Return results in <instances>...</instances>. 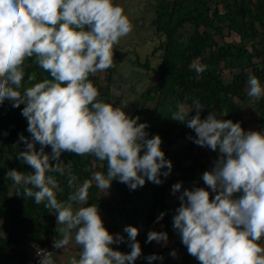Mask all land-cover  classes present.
<instances>
[{
	"label": "trees",
	"instance_id": "trees-1",
	"mask_svg": "<svg viewBox=\"0 0 264 264\" xmlns=\"http://www.w3.org/2000/svg\"><path fill=\"white\" fill-rule=\"evenodd\" d=\"M7 1L6 11H0V220L8 225L0 227V264H11V245L18 258L14 264L24 263L25 247L45 239V229L35 230L40 218L78 197L88 207L81 216L91 218L93 208L100 213L97 237L86 239L101 250L99 264H210L206 232L220 228L231 248L246 254L233 234L252 242L264 235V213L260 218L257 206L247 204V195L264 204V149L254 148L252 129L234 99L249 102L250 90L264 88V61L261 67L254 62L264 52V31L258 28L264 0H228L222 9L213 0H153L151 55L161 53L155 67H145L155 76L136 100L139 108L127 111V125L146 131L134 144L124 132L111 131L116 106L107 90L108 65L115 49L103 62L109 0ZM187 23L191 33L178 39ZM224 28L241 42L259 37L261 49L217 42L214 36ZM8 30L15 37L5 44L1 37ZM222 63L237 70L229 83L222 79ZM99 68L108 70L104 94ZM152 102L153 109L145 108ZM254 103L257 131L264 132V94ZM64 104L79 109L77 126L65 119ZM201 104L205 108H198ZM206 125L211 133L203 131ZM177 140L184 142L172 157L181 200L169 203L159 195L171 184L168 151ZM146 142L153 147L146 148ZM142 152L144 173L135 176ZM230 172L249 186L235 191ZM104 186L115 191L110 199L103 196ZM192 210L199 215L194 221ZM214 219L220 222L212 224ZM115 234L116 242L108 239ZM171 239V248L163 245ZM198 240L199 252L185 243ZM259 259L264 262V251ZM253 262L248 257L246 264Z\"/></svg>",
	"mask_w": 264,
	"mask_h": 264
},
{
	"label": "crops",
	"instance_id": "crops-1",
	"mask_svg": "<svg viewBox=\"0 0 264 264\" xmlns=\"http://www.w3.org/2000/svg\"><path fill=\"white\" fill-rule=\"evenodd\" d=\"M152 2L153 0H151V3ZM139 11H143V10L141 9ZM146 12L148 11L146 10ZM153 16H154V9L150 13L149 25H147L148 28H145L144 24L143 25L139 24V27L142 26L141 29L138 26L135 28V31H138L139 34L142 32V35H145V38L142 40V44L137 43L138 45H136L135 43L134 45L127 46L122 51L117 50V45H114L111 48V49H115L112 62L114 63L115 59L117 61L114 67L115 69L114 75L111 76L109 95L111 99L117 100V103L120 105L121 110H123L124 108L126 109L130 106L128 99L131 100L133 99V101L138 100V97H140V95L148 88L151 79H153L155 76L154 74H152V71H150L151 69L148 70L147 68H145L147 66H149L148 68L155 67L159 62L158 57L161 53V51H158L157 53L151 55L152 48L153 46H155L154 41H155V32H156L155 26L151 24L153 20ZM263 25L264 23L260 26V28L261 27L264 28ZM151 26L153 27L152 33L151 31H149ZM260 28L259 30L261 31ZM126 35H128V33ZM145 46H147L148 48H145ZM145 50L146 53L142 58H140L139 55L136 56V53L139 54ZM133 54L134 56H136L135 59L138 58V60H140L139 63H141L143 66L138 65L137 60L132 59ZM103 62L106 63L107 61H103ZM108 67L110 69L109 65ZM105 82L106 81L104 80L100 81V90L104 87L103 83ZM113 83L116 85H113ZM181 107L183 106L181 105L179 106L180 110ZM104 110L106 111V113L109 114L112 112V109L110 111L107 110L106 107H104ZM117 113L118 111L116 108V110H114V116H115L114 123H116L117 119L119 118V116H117ZM111 131L114 132L112 128ZM120 131L121 129L119 130L116 129L114 133L119 134ZM18 178H20L19 180L21 181H18ZM16 180L18 182L27 183L23 176H16ZM109 191H113V193L110 196L115 195L114 194L115 191L112 188H107V186L103 187V196L106 199L111 198L110 196L109 197L105 196L106 194L109 193ZM93 209H89L90 215H92L91 218L81 216L80 213L87 211L88 207L84 198L78 197L77 201L74 204H70V205L62 204L58 206V208H52L48 215L42 216L40 218V221H38L35 230L38 231L39 227L41 230L45 229V233L42 234V238L47 239L48 236L51 235L52 238L54 239L53 254L58 264H99V257L102 253L101 250L96 248H91L86 243V239H93L97 237V232L99 229V222L96 221V219L98 216H100V213L93 214L92 211ZM198 216L199 215L197 214V217ZM197 217H194L195 218L194 219L191 215V219L193 218L192 219L193 221L196 220ZM212 224H214V221H212ZM7 225H8V221L0 220L1 228ZM207 232H212V231H207ZM214 232L217 233L216 234L207 233L205 237V240L211 243L210 244L211 252L206 251L205 254L206 257H208L207 256L208 254L212 255L211 257H208L211 260L210 264H246L248 257L254 260L253 264H264V262H262L259 259V256L264 251V235H256V237L258 238V242H252L249 240L247 243H245L243 241L244 240L243 237H240L236 233L233 234V237L235 239L239 241H243V243L241 244V248L243 250L245 249L248 250L246 254H243L239 252L237 249L231 248L232 247L231 238L229 237V235L225 234L222 228L216 231L214 230ZM19 233L20 232L18 230V232L16 233V237H20L19 239L22 240V237L19 236ZM45 235H47V237ZM107 237L109 239L112 236L107 235ZM45 239L43 240V242L45 241ZM169 241L170 240L166 241L163 245L168 246L167 243ZM199 242L200 244H202V241ZM31 243H38V242H31ZM12 247L13 245L9 246V248L7 249V253L10 255V257H12L11 258L12 261L9 260V262L11 264H14L18 261V258L15 253L13 254L14 251L11 249ZM197 251L198 252L201 251V247L200 248L197 247ZM17 264H24V263L18 262Z\"/></svg>",
	"mask_w": 264,
	"mask_h": 264
},
{
	"label": "rangeland",
	"instance_id": "rangeland-1",
	"mask_svg": "<svg viewBox=\"0 0 264 264\" xmlns=\"http://www.w3.org/2000/svg\"><path fill=\"white\" fill-rule=\"evenodd\" d=\"M217 5L218 8L222 9L223 5L225 3L228 2V0H213ZM215 3H211L210 6L214 7ZM7 5H8V1L7 0H0V11L4 12L7 9ZM108 17H109V30H108V36L103 44V48L106 51V55H105V61H109V57H110V52L109 50L114 46L117 45V50L122 51L124 50L127 46H131L134 45L136 43V45L142 44V40L145 38V35H142V32L139 34L138 31H135V28L138 26L139 24L143 25L145 28H148L147 25H149V19H150V13L153 11L154 9V5L153 2L151 3V0H109L108 2ZM143 10V11H139V10ZM146 10L148 12H146ZM142 12V13H140ZM118 16V17H117ZM264 26V25H263ZM142 26H140L139 28L141 29ZM258 28H260V25L258 24ZM193 29V26L189 23L185 24V26L180 30V32L177 34L178 39H184L186 36H188L191 31ZM262 31H264V28L261 27L260 28ZM151 33L153 31V27H150ZM227 28H224L223 33L220 35H215L214 38L217 42H222V41H231L235 44H238L240 46H244L248 49H251V45L255 44V46L257 47V49H261V43H260V38L256 37L253 41L251 39L249 40H244V41H240L239 38L233 33H227ZM123 32V33H122ZM122 33V35H121ZM128 33V35H126ZM15 37V32L14 31H6L2 37L1 40L5 43V44H9L13 42V39ZM119 46V47H118ZM145 48H148L147 46H145ZM125 52V51H124ZM138 52V51H137ZM146 53V50L143 51L142 53H136V56L139 55L140 58H142ZM205 54V58H206ZM134 54L132 56V59L134 60L135 57ZM116 59L114 61V63L112 61H109V66L112 72V75H114V67H115V63H116ZM264 61V52L261 56V58H256L254 59V62L261 67V65L263 64ZM222 68H223V73H222V79L225 83H229V81L231 80L232 75L237 72L236 69H229L227 68V66H225L223 63L221 64ZM224 66V67H223ZM139 69V68H138ZM98 75L100 76V78L104 81H106V77L108 75V70L106 68H99L98 69ZM111 81V80H110ZM118 83V82H117ZM111 84V83H110ZM113 85H116L113 83ZM103 88L99 91L100 93L104 94L105 92V87H107V82L103 83ZM264 87V86H263ZM108 93L110 94V90L107 88ZM251 93V100L249 102H244L238 99H234V101L237 103L239 112L244 116V118H246L248 120L249 123V127L250 129H252V134H251V141L254 145V148L257 151H260L262 149H264V132L263 131H257V114H256V108H255V103H254V97H258L261 94H264V88L260 91H252L250 90ZM139 98V97H138ZM113 100V104L116 106L117 108V116H119V118L117 119V122L111 125L112 130L115 132L116 129L119 130L121 129L122 132H124L130 139V142L134 144V142H139L145 135L146 132L143 129H134L131 126L127 125L126 123V115H127V111H130L131 109H134L135 107H138V103L137 101H133V99H128V102L130 104V106L128 108H124L123 110H121L120 105L117 103V100ZM133 101V102H132ZM147 109H153L154 103H148L145 105ZM107 110L111 109L107 106H105ZM139 108V107H138ZM198 108H205V104H201L198 106ZM63 110H64V116L65 119L71 123L74 126H77V120L79 119V109L73 105H68V104H64L63 105ZM181 110H183V107H181ZM189 110L185 108V111ZM122 116V117H121ZM117 118V117H116ZM148 119V118H146ZM220 119L222 122V127L224 128V130L227 129L228 124L224 118V112L220 113ZM118 126V127H117ZM117 127V128H116ZM203 131H206L207 133H211L213 131V128L209 125H206L203 127ZM172 136H168L166 137V141L168 142L169 139H171ZM15 141V140H14ZM14 141L12 143H7L5 144L7 148L11 147L14 144ZM182 143L181 141H176V143L170 148V150L168 151L169 154V164L167 166V171L171 172L172 171V178L170 179V186L165 187L163 194L159 195L160 199H163L169 203H173L176 201H180L181 200V190H182V183L177 179V174L173 173V168H174V162L172 159L173 154L175 153L176 150L181 149L182 147ZM145 147L146 148H152V144L150 143H145ZM207 159L211 162L213 161V155L210 153L209 149L205 150ZM42 155L47 157V153L43 152ZM104 155V154H102ZM7 157H9L10 155L7 153L6 154ZM103 157V156H102ZM144 160H145V153L142 152V155L140 156L139 162L142 163L140 166L138 167H134L133 168V173L135 176L140 175L144 173ZM229 176H231L232 178V184L231 186L235 189V191H243L247 186V183L244 184L240 181H238L235 178V175L233 173H229ZM20 178H18V181ZM219 184H221L220 182H218ZM222 187H225L223 184H221ZM228 193H230L229 189H226ZM113 193V191H109L108 194H106V197H109L111 194ZM247 204L248 205H253V206H257L258 210L260 211L259 214H257L260 218H262L263 213H264V205L262 202H260L259 200H257V198H252L250 195H247ZM112 197V196H110ZM246 198V195H245ZM236 201L237 200H232V204L236 206ZM234 206V207H235ZM93 214H99V212L95 209L92 210ZM191 215L192 217H197V213L194 212L193 210L191 211ZM176 218H178V216H176ZM192 218V219H193ZM195 219V218H194ZM157 221H161L160 218L157 219ZM179 221V220H177ZM214 223L215 221L220 222V220L218 219H214L213 220ZM155 227L153 226L152 229H154ZM210 234H216L217 232H207ZM206 233V234H207ZM118 235H114L111 237L112 240L117 241L118 240ZM190 238V237H188ZM192 241V240H191ZM245 243H247L249 240H243ZM188 245H192V248H196V247H201L202 244H200L199 241H196L195 243H191L189 241L185 242ZM173 244V240L171 239L167 245L171 248ZM183 248V247H182ZM172 254V253H171ZM176 254V253H174Z\"/></svg>",
	"mask_w": 264,
	"mask_h": 264
},
{
	"label": "built area",
	"instance_id": "built-area-1",
	"mask_svg": "<svg viewBox=\"0 0 264 264\" xmlns=\"http://www.w3.org/2000/svg\"><path fill=\"white\" fill-rule=\"evenodd\" d=\"M54 239L51 235L40 243H30L24 249V264H58L54 258Z\"/></svg>",
	"mask_w": 264,
	"mask_h": 264
},
{
	"label": "clouds",
	"instance_id": "clouds-1",
	"mask_svg": "<svg viewBox=\"0 0 264 264\" xmlns=\"http://www.w3.org/2000/svg\"><path fill=\"white\" fill-rule=\"evenodd\" d=\"M181 106H182V105H181ZM185 108H186V109H189L188 107H184V106H183V110H181V111H185ZM186 111H189V110H186Z\"/></svg>",
	"mask_w": 264,
	"mask_h": 264
}]
</instances>
